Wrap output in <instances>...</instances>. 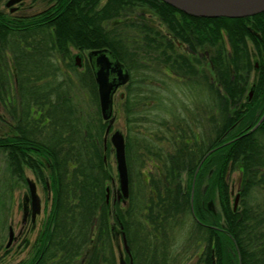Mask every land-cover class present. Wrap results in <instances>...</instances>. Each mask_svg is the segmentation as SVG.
I'll return each mask as SVG.
<instances>
[{
	"label": "trees",
	"instance_id": "trees-1",
	"mask_svg": "<svg viewBox=\"0 0 264 264\" xmlns=\"http://www.w3.org/2000/svg\"><path fill=\"white\" fill-rule=\"evenodd\" d=\"M40 1L55 5L25 17L0 8V103L16 124L0 149L14 176L25 181L27 167L53 193L28 264H117L123 233L134 264H174L176 233L189 218L194 254L215 239L221 264H264V120L253 130L264 116V13L206 19L161 0ZM101 49L131 74L122 100L128 127L156 116V135L130 130L126 138L127 160L134 155L151 170L138 188L129 171L124 207L107 197L108 123L94 73L87 59L80 72L72 53ZM65 74L73 78L61 80ZM169 85L184 97L177 111ZM69 87L91 92L97 112L87 116ZM216 193L221 213L214 215L204 203Z\"/></svg>",
	"mask_w": 264,
	"mask_h": 264
},
{
	"label": "rangeland",
	"instance_id": "rangeland-1",
	"mask_svg": "<svg viewBox=\"0 0 264 264\" xmlns=\"http://www.w3.org/2000/svg\"><path fill=\"white\" fill-rule=\"evenodd\" d=\"M5 0L1 6V9L6 10L9 12V9L5 7ZM47 8V4L40 0H26L23 8L20 10V15H32ZM74 58L82 54L78 51H73ZM88 52L83 54L85 57L87 56ZM80 72L83 71V68H79ZM73 78L72 75H67L61 80L68 81V78ZM75 79V77H74ZM253 80L251 81V83ZM170 86L171 90V100L173 108L176 110L182 104V100L184 99L183 95L181 94L180 90H176L177 86ZM71 90H70V89ZM67 88L73 99L75 104H78L80 108H82L85 114L88 116L90 114L97 112V106L94 102V98L92 97L91 92L87 91L86 89H82L80 87L74 88L69 87ZM251 90H248L250 93ZM126 90L125 87H122L118 90L115 100H114V113H113V124L111 126L110 133L106 134V140L109 143V147L107 145L105 155H106V163L109 165L110 173L112 175V179L108 182V189H109V197L111 206L114 203H119L122 207L125 206L127 202L123 200L118 201V195L120 194V182H119V174L117 170V159L114 147L111 143V136L115 131H120L124 134L125 138H128V135L134 136L130 130L142 131L145 132L148 130V133L155 134L156 131L153 129L157 127V123H153L156 116L154 114L149 116L150 123H136V125L128 127L125 119V113L123 111V102L121 95H124L125 98ZM186 100V99H185ZM99 111L101 114V109L99 107ZM177 111V110H176ZM102 117V114H101ZM103 119V118H102ZM104 121V120H103ZM105 122V121H104ZM108 123L109 126V122ZM15 120L11 117L10 108L4 107L0 103V137H11L12 132H14ZM107 126V128H108ZM157 129V128H156ZM107 131V130H106ZM135 154V150L133 151ZM138 152H136L137 154ZM128 169L132 173L133 184L135 185L134 188L140 187L143 182L144 178H148V174L151 170L150 166L141 167L140 162L138 159L129 157L128 160ZM25 178L26 180L19 179L18 177L12 174V168L9 164V156L7 150L0 149V264H28L32 261L34 256L36 255V242L38 238L41 237V234L45 228L46 223L49 220V217L52 213V204H53V193L52 191L46 192L42 183L38 180L36 175L32 170L25 167ZM130 174V173H129ZM239 173H232L229 179V186L230 191L233 193L231 196V203L234 205L235 198L239 193V183L240 177ZM34 181L37 184L38 195L41 200V213L36 217L35 224L32 223V216H31V197H30V190L28 181ZM182 185L185 189L188 188L190 183V177L184 172L181 176ZM215 209L218 213H221V206L218 200L217 193L215 194ZM112 222L114 223V219L112 216ZM221 226L225 224L222 220ZM193 226V221L189 218L186 221V224L180 227L178 232L176 233V249L178 252L176 254H180L181 250H185L188 248V257L196 259L193 255L194 253V245L192 243H187L189 239L190 228ZM13 229L15 234V240L10 248V250H6V245L9 241L10 229ZM117 243L119 244L117 248ZM116 244V256H117V264H122L123 261L129 263L128 255L124 248L123 238L119 235V239L117 240ZM193 260V259H192ZM192 260L189 261V264H192Z\"/></svg>",
	"mask_w": 264,
	"mask_h": 264
},
{
	"label": "water",
	"instance_id": "water-1",
	"mask_svg": "<svg viewBox=\"0 0 264 264\" xmlns=\"http://www.w3.org/2000/svg\"><path fill=\"white\" fill-rule=\"evenodd\" d=\"M25 0H9L8 7H13ZM169 6L185 13L188 16L206 19H244L257 16L264 13V0H161ZM15 9H12L14 12ZM88 57L94 73L95 82L98 89L99 103L102 118L109 122L106 134L108 135L113 124L114 98L118 90L128 85L131 80L129 70L120 62L117 56L108 49L94 50L88 53ZM77 66L81 67V58L76 57ZM258 67V64L256 65ZM253 92L250 93V99ZM123 98L124 95H121ZM264 116L253 129L263 122ZM252 130V131H253ZM111 143L114 147L117 170L120 182V198L127 200L130 197V176L126 155V138L120 131H115L111 136ZM212 153V151L210 152ZM209 153V154H210ZM208 154V155H209ZM207 157V156H206ZM29 190L31 197L32 218L33 220L41 213V200L38 195L37 184L29 180ZM109 192V189H107ZM109 199V194H108ZM194 191L192 192V200ZM240 201V194L235 198L236 210ZM124 248L128 256H132L131 250L125 233L122 235ZM14 241L13 229H10L9 241L7 247H11ZM122 264H127L125 261ZM133 261L131 260V263Z\"/></svg>",
	"mask_w": 264,
	"mask_h": 264
},
{
	"label": "flooded vegetation",
	"instance_id": "flooded-vegetation-1",
	"mask_svg": "<svg viewBox=\"0 0 264 264\" xmlns=\"http://www.w3.org/2000/svg\"><path fill=\"white\" fill-rule=\"evenodd\" d=\"M8 1L9 0H7L6 1V3H5V7L7 8V9H9V14H11V15H16V16H21V17H25V16H29V15H20L19 14V12H20V10L23 8V6H24V4H25V1H23V2H21V3H19V4H17V5H15V6H13V7H8L7 6V3H8ZM3 4V3H2ZM47 4V3H46ZM55 4L54 3H52V4H47V8L45 9V10H47V9H49L50 7H52V6H54ZM2 6V5H1ZM1 8V7H0ZM12 9H15V11L14 12H12ZM45 10H42V11H45ZM6 11V10H5ZM41 11V12H42ZM39 13V12H38ZM36 14V13H35ZM32 15H34V14H32ZM81 53V52H80ZM89 53V52H88ZM87 56L85 57L83 54H79V55H77V56H79L80 58H81V67H78L77 66V59H76V57L74 58V61H75V65H76V67L77 68H82L83 67V64H84V62H85V60L87 59L88 60V62H89V65H90V67H91V70H93L92 69V66H91V63H90V60H89V57H88V54H86ZM256 68L258 69L259 68V65H258V67L256 66ZM218 86H219V84H218ZM251 92H253V91H251ZM250 92V93H251ZM253 95H254V92H253ZM122 98V97H121ZM252 98H253V96H252ZM251 98V99H252ZM122 99H124V97L122 98ZM230 177H231V175H230ZM230 179V178H229ZM232 195H233V193H231ZM239 194V193H238ZM121 200H123L124 202H127V200H124L123 198H120V194L118 195V201H121ZM240 202V201H239ZM214 203H215V200H213V201H208V202H205L204 203V206H205V209L207 210V211H209L210 213H212V214H214V215H217L218 214V212L216 211V209H215V206H214ZM238 206H239V204H238ZM234 207H235V201H234ZM238 208V207H237ZM31 209H32V207H31ZM235 210V209H234ZM31 216H32V212H31ZM35 222H36V219L35 220H33V218H32V223L33 224H35ZM205 227H208V228H212V229H214V231H216V232H219V231H224V229L222 228V227H219V226H215V225H206L205 224ZM14 240H15V234H14ZM13 243H14V241H13ZM13 243H12V245H13ZM12 245H11V247H12ZM176 245L177 244H175L174 246L176 247ZM171 246H173V245H171ZM198 246L200 247V250L197 252V253H193V255L194 256H196L195 258V260H194V258H189L188 257V252H189V250H188V248H186L185 250H181V252H180V254L178 255V254H176L175 256H176V258H174V260H173V263L174 264H189V261L190 260H192V264H221V258H220V250H221V247H220V245H219V243H217L216 241H215V239L213 240V242L211 243V244H209V243H200V244H198ZM11 247H7V245H6V250L8 251V250H10V248ZM129 259H130V261H129V263H127V264H130L131 263V260L133 261V264H134V260H133V257L131 256H129Z\"/></svg>",
	"mask_w": 264,
	"mask_h": 264
}]
</instances>
